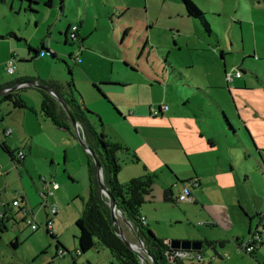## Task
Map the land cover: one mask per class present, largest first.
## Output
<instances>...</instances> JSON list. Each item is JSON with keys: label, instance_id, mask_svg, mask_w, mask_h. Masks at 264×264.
Segmentation results:
<instances>
[{"label": "rangeland", "instance_id": "obj_1", "mask_svg": "<svg viewBox=\"0 0 264 264\" xmlns=\"http://www.w3.org/2000/svg\"><path fill=\"white\" fill-rule=\"evenodd\" d=\"M12 1L14 9L9 10L8 5L0 0V16L3 14L0 17V27L14 23L17 31L31 37L32 43L40 46L43 40L45 47L48 46L55 52V57L46 53L39 62L36 59L15 61V67L16 64H26L27 71L35 76L40 74L60 79L62 84L64 81H73L76 98L87 110L99 114L102 120L103 125L99 123V118L90 113L96 130L105 128V133L113 136L112 139L126 142L141 160L132 166L141 170L145 163L148 171L155 175L153 197L146 198L142 209L166 219L150 229L158 238L171 239L168 234L176 233L184 226L190 225L188 217L192 216V207L196 205L189 201L163 200V189L167 187V183H171V179L166 171H169V167L162 158L174 166L183 168L182 176L190 173V163L177 138H171L162 126H140V132L135 133L131 124H123L124 121L119 119L114 102H108L105 98L102 101L90 95L92 85L83 81L84 75L135 83L143 82V79L150 75L160 83V87L154 91V99L170 105L172 110L176 109L179 116L173 121L178 129L190 134L196 129L204 128L219 135V121L222 122L223 119L212 104H206V120L202 121L201 125L200 122H187L184 116L187 106H184L181 99L190 96L192 104H196L197 94L193 91L197 90L187 86L186 81H192L190 74L193 73L195 81L204 83L203 69L207 66L205 60H196L197 53L209 60L214 56L215 62L221 66L223 58L218 52L212 55V51L216 46L225 47L226 72L233 75L232 80L228 82L231 91H234L236 97H243L244 92H247L250 109L248 111L252 112V117H255L256 111L264 115V88H261L258 82L264 81V0H193L208 20L211 32H207L198 19L186 14L182 0H53L49 7L44 4L45 1L39 0L40 3L34 4L31 10L26 0ZM54 21L56 25L53 24ZM69 24V39L65 41L64 31ZM72 26H78L86 38L81 40L77 36L72 39ZM23 42L19 41L24 45ZM80 51L86 52V59ZM3 52L4 43L0 47V59ZM243 52L246 58L242 57ZM242 60L247 64V73H242V76H247V89L235 91L233 86L235 87L237 79H233ZM17 74V71L14 75L9 74L5 63L0 64L1 78L6 76L10 80ZM225 88L230 98L226 85ZM19 94L27 102V106L34 110L23 109L28 116L25 121L29 131L26 140L29 142L30 136H33L34 143L31 152L26 151L27 146L21 144L23 151L27 152L28 170L21 168L19 163H14L0 148V198L2 195V200L11 202L14 197L24 193L28 211L32 209L34 214L28 212L27 219H34L39 227L32 231L21 218V212H16L7 219L5 225L0 226V264H73V258L77 264H83L86 258H89L91 264H119L103 245H97L78 255V229L75 221L82 215L88 193L86 151L75 134L70 135L60 129H49L46 125H33V118L36 116L49 122L41 115L40 103H36L40 91L34 87H25L19 90ZM125 97L129 98L130 95ZM230 102L226 101L225 106L229 113H233L235 107L231 99ZM5 103L10 104L9 101H1L0 104ZM4 111L0 107V114L7 118L10 113L6 114ZM14 116V120L19 119V115ZM260 125L264 129V122ZM153 129H158L160 133L157 145H151L150 132ZM59 134H66L70 142L66 145L59 142ZM199 142L200 140L196 145L184 142V145L188 155L204 172L208 187L214 188L217 182L228 183L232 191L239 192L242 204L247 205V217L251 219L254 229L258 225L257 213L264 211V147H259L260 156L248 131L247 158L243 156V149H240L235 138L229 140L225 137L226 143L217 138L216 145L211 149H203ZM226 152L234 158L241 156L240 164L236 165L238 168L229 169V154ZM117 157L121 165L126 157L128 159L123 151L117 152ZM240 166L246 173V178L238 173ZM41 177L53 179L62 188L48 197L47 205L42 194ZM173 188L182 190L183 183L179 182V185H174ZM52 203H55L58 209L55 216L48 209ZM46 214L51 217L54 236L70 253L56 255V239L44 228ZM193 223L197 230L205 229L198 221ZM259 227L262 228L261 225ZM123 228L127 237L135 241L132 229L126 224ZM207 229V233L216 232L214 229ZM259 231L264 232V229ZM182 235H185V232ZM15 241L17 245L13 246ZM258 248L264 249L263 245ZM206 262L205 258L204 262L200 263Z\"/></svg>", "mask_w": 264, "mask_h": 264}, {"label": "crops", "instance_id": "obj_2", "mask_svg": "<svg viewBox=\"0 0 264 264\" xmlns=\"http://www.w3.org/2000/svg\"><path fill=\"white\" fill-rule=\"evenodd\" d=\"M2 2L6 3L9 7V10L14 9V2L12 0H1ZM35 1V0H33ZM39 0L35 2H28V8L31 10V7H34L33 5L38 2ZM43 0L42 2H44ZM53 4V0H52ZM21 8V6H19ZM3 14L0 16L2 17ZM9 23L2 25L0 27V47L4 43V52L2 53V59H0V64L5 63L8 58L13 54L15 56V61L19 62H25L32 59H36L37 62L43 60V56L37 55L34 51H29V46L32 48L37 49L40 51L41 47L35 45L32 43L31 37H26L25 33H20V31H17L15 24L11 26ZM53 24L56 25V22L54 21ZM53 25V26H55ZM81 26V24H80ZM76 35L78 38H81V40H84L86 38V35L79 31L78 26H76ZM69 28L70 24L68 25V28L64 31L65 35V41H68L69 39ZM61 31V29H59ZM13 32L14 36H7L8 33ZM5 40V41H4ZM20 40H23L24 45L19 43ZM41 43L45 47V42L42 40ZM40 43V44H41ZM27 47V49H26ZM45 49H50L48 46ZM225 47L219 48L216 46L213 51L212 55H214L215 52H218L220 57L223 58V65L219 66L217 62L214 60V56H212L211 60L207 58L204 55H200L197 53L196 60L202 59L205 60V66L207 68L203 69V81L204 83H198V81H195L194 74H190L191 80L188 82L186 81V85L189 87H195L197 92L193 91L196 96V104H192L190 96H187L186 98L181 99L184 106H187V113L184 115L186 117L187 122H200L201 125L202 121L206 120V112L205 107L206 104H212L217 108V111L220 112V116L223 119V121H219L220 127H221V133L219 135H216V133L213 131V133L208 132L204 128H200L199 130L196 129L194 133H184L174 123V119L178 118V114L176 109H171L170 105L166 103H160L154 99V91H156L160 86L159 82L154 78L148 75L143 79V82H132V81H123L121 79H115V78H106L101 76L96 77H90L85 76L83 81L85 83H91V93L90 95H94L95 98H99L103 101L105 98L108 102H114L113 105H115V108L117 109V114L120 117L119 119L123 124H131L134 132H140V126H149L153 128H160V126L163 127V129L167 130L166 134H168L171 138L175 137L177 138L180 147L182 148L185 157L190 163L189 169L190 173L187 175H181V171H183V168L179 167L178 165H172L170 164L166 159L162 158V161L168 165L167 173L171 179V183H167V187L163 189V200L167 201V199L164 198V193L167 189H170V197H172L176 201V197L182 190H174V185H179V182L183 183V187L185 183H187L192 178H196L198 181V185L196 187L191 188V203L196 204L192 212V216L188 217V224L187 226H184L181 228V230L177 231L176 233L172 232L171 235L168 234L169 238L171 239H163L165 242H168L172 240L173 238H179L181 239H187V240H201L203 243L202 249L199 251L201 255V259H193L190 262H198V264H201L200 262H204L205 258L207 259V262L204 264H264V249H259L258 247L263 245L264 248V232L259 231V229H264V211L257 213L256 217L258 219V225L255 226L254 229H252L251 225V219L247 217V205L245 203L242 204V198L239 192H234L231 189L230 184H220L215 183L214 188L208 187V184L206 183V179L204 178V172L202 169H199L194 160L188 155L187 147L184 145L185 143L188 144H197L198 140H200L199 144H201L203 149H211L214 147L217 143V138L221 140V142H225V137L230 140V138H235L236 143L239 145L240 149H243V156L247 158V131L251 137V139L254 142L255 148L258 151V154L261 156L259 147H264V129L260 125V123L264 122V115L255 112V117H252L251 111H248L249 103L247 102V92H244V96L240 97L239 95L234 94V91H231V88L229 87V84L224 79L225 77V71H227V61L224 58L225 56ZM37 51V52H38ZM55 53V52H54ZM82 55H84V58L86 59V52L80 51ZM36 54V55H35ZM243 58H246V54L243 52L242 54ZM225 60V61H224ZM18 62V63H19ZM238 70L241 71L240 76H234V79H237V82L234 83L235 87L233 86V90H243L247 89V76H242V73H247V64H245L244 60L238 65ZM71 70V69H70ZM80 70V69H79ZM18 72L16 77L14 79L8 80L6 76L0 77V88L4 87L7 82H10L11 80L20 79L21 81L25 79H34L37 81H45L46 83L49 82H58L62 84V81L60 79H56L53 77H44L42 75H33L34 73L28 72L26 64H16L15 70L11 75H14ZM10 74V73H9ZM100 75V74H97ZM216 80V81H213ZM227 87L228 92L230 93L231 97L226 93ZM66 84L67 81H64ZM233 82V81H232ZM259 85L261 88H264V81H259ZM130 95L129 98L125 97L126 95ZM89 99H93L92 96H88ZM230 99L232 100L234 104V111L233 113H229L228 109L225 106L226 101L230 102ZM40 96H37L36 103H40ZM2 98H0L1 103ZM26 102V101H25ZM27 103V102H26ZM166 104L168 108L165 111L159 112L158 114L154 115L152 114V109H158L161 107V105ZM0 107H2L5 111V113H10V115L5 118L4 114H0V143H5L7 147H9L11 150H17L20 149L23 151L22 146H27L28 152L32 151L33 143H34V137L30 136V141L27 142L26 138L28 136V129L25 125V121L28 118L26 110L23 109H15L11 107V104H0ZM250 110V109H249ZM18 111V112H16ZM218 112V113H219ZM93 113V112H92ZM97 114V113H95ZM14 115H19L18 120H14ZM42 115V113H41ZM99 116V114H97ZM43 116V115H42ZM160 116V117H158ZM221 119V120H222ZM101 120V118H100ZM220 120V119H219ZM33 125L38 124L40 126L46 125L49 129H60L62 131H66L70 135L75 134L73 128L71 126H68L65 129H61L55 125H53L50 121L45 122L46 120H41V117L36 116V118H33ZM102 122V120H101ZM49 123V124H44ZM103 125V124H102ZM45 127V126H44ZM5 128H11V134L8 136H5L3 134V130ZM241 129L243 131H241ZM253 129V130H252ZM158 129H153L152 132H150V141L151 145H157L159 135L160 133L157 131ZM103 133L106 135V137L113 141L118 142L122 145H124L127 148L126 150H122L126 153L128 156V159L126 157L125 161L122 164V167L120 169V173L118 174L119 181L126 183L128 180H130L132 177H137L145 172H149L148 169L144 165H142L141 170L138 168L132 166L133 164L139 163L141 160H139L138 154L136 151L131 150V148L125 144L126 142L118 141L117 139H112L113 136L108 135L105 133V128H103ZM198 132V133H197ZM59 142H62L63 144H68L69 138L66 134H59ZM225 136V137H224ZM84 137V136H83ZM207 144H206V142ZM20 144V145H19ZM156 150L157 148L154 147ZM25 150L23 151L24 157L23 159H20L18 165L21 166V168H24L25 170H28V159H27V152ZM157 151V150H156ZM253 152V149L251 150ZM228 153V152H226ZM254 153V152H253ZM133 154L137 157V160H133ZM229 154V153H228ZM30 158V156H28ZM87 157V156H86ZM228 162H229V169L234 170L235 168H238L236 165L240 164L241 156H237L236 158L232 157L230 154L228 156ZM65 160H67V155L65 153ZM88 158H86L85 163L87 165ZM10 166V165H9ZM16 166V165H14ZM15 169L17 167H14ZM13 169L11 168V171ZM150 173V172H149ZM238 173H240L242 176L246 178V173L244 172L243 168L240 166L238 169ZM41 181H43L42 191L43 192H49L51 191L52 194H48L44 198V202L46 201L47 205V199L50 195H53L54 191L62 190L58 183L54 181L53 179H48L45 177H41ZM57 183V188L51 190V184L50 183ZM154 184V183H153ZM64 188V187H63ZM153 189V186H152ZM41 191V192H42ZM177 193V195L175 194ZM86 195V194H85ZM207 195V197H206ZM22 197V198H21ZM152 198V191L151 194L146 196ZM18 198L20 200V207H25L27 209V212H29L27 206H26V196L24 193L17 195V197H14L12 200ZM145 198V202H146ZM12 200L5 201L2 200V195L0 198V202L3 205H0V214L5 213L3 216L4 219V225L5 221L9 219L11 216H13L16 212H21V209L17 206H12ZM169 201V200H168ZM144 202V203H145ZM143 203V204H144ZM14 207V208H13ZM143 207V205H142ZM141 207V216L145 218V224L153 229L155 225H158L160 221H166L163 217H159L154 213L148 212L147 210L142 209ZM32 210V209H30ZM58 212V211H57ZM31 215L32 212H29ZM56 215V214H55ZM53 215V216H55ZM47 219L48 215L46 214ZM23 219V214L21 216ZM51 218V217H49ZM2 219V220H3ZM198 221L199 224L203 225L205 229H199L194 227L193 221ZM1 221V220H0ZM2 224V225H3ZM120 224L123 227L125 226V222L120 218ZM259 225L262 226V228L259 227ZM1 226V223H0ZM214 229L216 232L207 233L208 229ZM200 231V233H199ZM185 232V235H182V233ZM123 233L125 237H127L125 231L123 230ZM132 234L133 231H132ZM200 234V235H199ZM155 235V234H154ZM253 235H259L261 239V244L257 247L254 254H250L248 252H245L241 244L243 242H247L251 236ZM135 236V235H134ZM156 236V235H155ZM128 238V237H127ZM129 239V238H128ZM130 240V239H129ZM214 241V246L210 247L208 246L205 241ZM132 241V240H131ZM134 241V240H133ZM132 241V242H133ZM136 241V239H135ZM135 241L133 243H135ZM90 262L89 258H86L83 262ZM189 261V260H186ZM91 264V262H90Z\"/></svg>", "mask_w": 264, "mask_h": 264}, {"label": "trees", "instance_id": "obj_3", "mask_svg": "<svg viewBox=\"0 0 264 264\" xmlns=\"http://www.w3.org/2000/svg\"><path fill=\"white\" fill-rule=\"evenodd\" d=\"M26 1L35 2L33 0ZM62 1L63 0H61V2ZM182 2L184 4L186 14L190 17L198 19L205 30L207 32H211L208 20L200 8L194 3V1L182 0ZM44 4L46 6H50L52 4V0H45ZM7 36H14V33L10 32L7 34ZM39 47L43 48L40 50L41 52H44L45 54L47 53V49H45L42 43ZM28 49L29 51H34L37 55L40 54V51L35 48L29 46ZM50 56L55 57V53L53 52V54H50ZM19 82H21L20 79H15L7 82L4 87L9 88ZM40 82L46 83L45 81ZM47 84L52 86V88L63 97L75 120L80 125L85 142L96 153L98 160L100 161L102 168V180L107 190L115 198L120 212L131 224V229L134 235L140 237L145 249L151 254L152 258L158 264H188L186 260H183L176 255L172 260H170L166 255V251L169 250L168 242H165L163 239L155 236L152 230L145 223H142L141 217L143 216H141L140 210L143 203L145 202L146 196L151 194L155 175L145 172L140 176L132 177L126 183H120L118 181L117 174L120 171L122 165L117 157V152L122 150L127 151V148L118 142L109 140L102 130H96L94 123L90 119V113L92 112L87 110L82 102L79 101L74 95V84L72 80L67 82L66 85L60 84L58 82H49ZM25 87L27 86L20 87L16 90L7 91L1 96L2 100L9 101L12 108H28L31 111H34L32 107L27 106V103L19 94V90L24 89ZM36 89L40 91V108L43 117L48 119L53 125L57 127L64 126L67 128L68 126H71L65 111L55 100V98L42 89ZM92 115H94L96 118H99V123L102 125L100 116L95 113H92ZM0 148L10 156L14 163L19 162V160H17L15 157L16 150H11L6 146L5 143H0ZM86 156L88 158V193L84 201V210L82 215L75 221L76 227L78 229V248L76 251L79 253V255H81V253L87 252L97 245H103L109 250L111 256L116 259L119 264H145L140 260L137 253L129 248L115 232V226L113 225L111 218L109 199L101 191L97 179V169L94 165L91 155L86 152ZM135 159L137 160V157L133 154V160ZM170 193V189H167L164 193V198L174 202L175 200L170 197ZM4 215L5 213L0 214L1 225L4 223ZM2 226H4V224ZM45 230L52 238L56 239L55 247L57 250L62 249L63 251L70 253V251H68L62 245L60 240L54 236V233L47 229ZM205 243L210 247L214 246L215 244L214 241L208 240H206ZM260 244L261 242L256 244L254 249L249 253L251 255L254 254L255 250ZM16 245L17 241L13 243V246ZM59 246H62V248H59ZM57 250L56 255H58ZM73 264H77L74 258ZM86 264H90V262L87 261Z\"/></svg>", "mask_w": 264, "mask_h": 264}, {"label": "water", "instance_id": "obj_4", "mask_svg": "<svg viewBox=\"0 0 264 264\" xmlns=\"http://www.w3.org/2000/svg\"><path fill=\"white\" fill-rule=\"evenodd\" d=\"M46 52L48 54H53V52L50 49H47ZM226 72V71H225ZM225 75V74H224ZM27 86V87H34L38 89H42L45 92L49 93L51 96L55 98V100L60 104V106L65 111L69 121L70 125L73 128L75 135L77 136V139L79 140L80 144L84 148L86 152H88L92 160L94 162V165L97 169V179L99 186L101 188V191L108 197L109 199V206L111 209V218L112 223L115 226V232L120 236V238L125 242V244L131 248L133 251H135L140 258L142 262L145 264H158L151 256V254L145 249L142 240L139 236L135 235L136 242L133 243L132 241L128 240L122 230V226L120 224V218L125 222L126 225H128L130 228L131 224L128 222V220L124 217V215L120 212L119 208L117 207V202L113 195L107 190L103 180H102V168L100 161L98 160V157L96 153L88 146V144L84 140V135L81 131L80 125L75 120L74 116L72 115L71 111L69 110L66 102L64 101L63 97L60 96L53 88L47 83H42L34 79H25L19 83H16L12 85L11 87H2L0 88V96L4 95L9 90H16L20 87ZM59 128L65 129L64 126H60ZM203 243L201 240H180V239H172L169 241V247L172 249H184V250H194L199 253V251L202 249Z\"/></svg>", "mask_w": 264, "mask_h": 264}, {"label": "built area", "instance_id": "obj_5", "mask_svg": "<svg viewBox=\"0 0 264 264\" xmlns=\"http://www.w3.org/2000/svg\"><path fill=\"white\" fill-rule=\"evenodd\" d=\"M71 34L72 35H75L76 34V26H72L71 28ZM40 56H43L45 55L44 52H41L40 51ZM77 59V61L79 60L78 57H75ZM15 56L12 54L8 60L5 62V69L8 73H13L14 70H15ZM235 75L238 77L241 75V71L240 70H236L235 72ZM233 78V75L231 73H227L225 72V80L226 82L228 83L229 81H231ZM167 109V106L166 105H162L160 108L158 109H152L151 112L152 114L156 115L158 114L159 112H162L164 110ZM11 131L12 129L11 128H5L3 130V134L5 136H8L11 134ZM24 156V153L22 150L18 149L16 150V153H15V157L17 160H20L22 159ZM51 184V188L55 189L57 188V183H50ZM187 184H189L190 186H188ZM198 185V181L196 178H192L191 180H189L183 187L182 191L179 192V194L177 195L176 197V201H191V188L192 187H196ZM42 194L44 196H47L48 194H52L51 191H49L48 193L47 192H42ZM46 204V201L44 202ZM0 205H3L1 202H0ZM12 206H17L21 209L22 211V214H23V221L30 226L31 230L32 231H35L38 227H39V224L36 223V221L34 219H27V209L25 207H20V200L18 198L12 200ZM48 209H49V212L52 214V215H55L58 211L57 209V205L55 203H52L48 206ZM30 212H32V210H30ZM34 218V217H33ZM141 220H142V223H145V218L144 217H141ZM45 229L49 230L50 232L53 233L52 231V221H51V218H48L45 222V226H44ZM261 242V239L259 237V235H253L250 237V239L247 241V242H243L241 244V247L242 249L245 251V252H250L251 250L254 249V246L258 243ZM168 245H169V241H168ZM57 250V249H56ZM65 251H63L62 249H58L57 250V254L58 255H63ZM78 253V252H77ZM79 255V253H78ZM166 255L167 257L172 260L173 257L176 255L180 258H182L183 260H193V259H198L200 260L201 259V255L200 253L194 251V250H184V249H172L169 247V250L166 251ZM87 262H85L84 264H86Z\"/></svg>", "mask_w": 264, "mask_h": 264}, {"label": "flooded vegetation", "instance_id": "obj_6", "mask_svg": "<svg viewBox=\"0 0 264 264\" xmlns=\"http://www.w3.org/2000/svg\"><path fill=\"white\" fill-rule=\"evenodd\" d=\"M51 5H52V4H51ZM51 5H50V6H51ZM48 7H49V6H48ZM70 37H71L72 39H76L77 35H76V34H75V35H72V34H71ZM77 38H78V37H77Z\"/></svg>", "mask_w": 264, "mask_h": 264}]
</instances>
